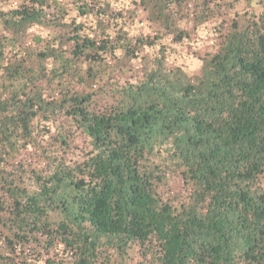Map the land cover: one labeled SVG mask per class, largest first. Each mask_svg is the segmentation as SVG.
<instances>
[{"label":"trees","instance_id":"obj_1","mask_svg":"<svg viewBox=\"0 0 264 264\" xmlns=\"http://www.w3.org/2000/svg\"><path fill=\"white\" fill-rule=\"evenodd\" d=\"M261 1L0 0V264H264Z\"/></svg>","mask_w":264,"mask_h":264},{"label":"rangeland","instance_id":"obj_2","mask_svg":"<svg viewBox=\"0 0 264 264\" xmlns=\"http://www.w3.org/2000/svg\"><path fill=\"white\" fill-rule=\"evenodd\" d=\"M252 10L255 13V15H259L261 12H263L264 0L261 1L259 5L252 4ZM226 17H229V16H226ZM151 30L152 28L149 29L148 26L144 25L142 31H144V33H147V32L151 33ZM194 34L195 35L193 36V38L200 40L197 48L195 49V54L194 55L192 54L193 50H188L184 52V54L186 55V58L184 59V62H186V66L184 67V69L185 71L191 74L199 69L200 64H201L199 58L202 57L204 52L209 50L214 43L213 42L214 37L212 36V33L210 32V27L209 29H205L204 31L201 29L199 32L197 31V34L196 32ZM169 186H170L171 195L174 194L176 195V197L180 196V198L181 196H184L185 191L183 188L182 180L179 176L172 177L169 182Z\"/></svg>","mask_w":264,"mask_h":264}]
</instances>
